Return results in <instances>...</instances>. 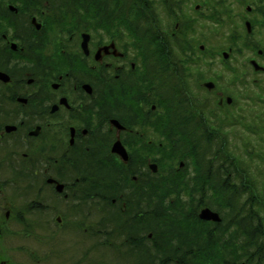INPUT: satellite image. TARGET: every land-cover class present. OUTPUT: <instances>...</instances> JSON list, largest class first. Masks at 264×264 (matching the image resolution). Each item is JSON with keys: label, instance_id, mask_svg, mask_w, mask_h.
Here are the masks:
<instances>
[{"label": "flooded vegetation", "instance_id": "flooded-vegetation-1", "mask_svg": "<svg viewBox=\"0 0 264 264\" xmlns=\"http://www.w3.org/2000/svg\"><path fill=\"white\" fill-rule=\"evenodd\" d=\"M49 2L0 0V194L12 189L19 198L35 197L29 209L59 216L58 223L63 216L155 215L157 203L148 196L157 192L159 170L152 166H161L155 156L167 151L168 139L187 147L178 169L188 202L193 192L205 202L207 189L237 186L236 159L228 171L215 145L226 137L237 151L241 104L253 103L255 118L262 108L264 128V50L250 49L264 45V0H232L227 13L204 0L156 4L151 38L140 21L133 32L108 16L103 41L85 14ZM222 39L226 50H206ZM174 42L185 51L176 52ZM241 43L249 46L247 70L238 68L246 53L238 54ZM252 118L246 122L261 138ZM207 138L215 139L210 146ZM22 205L6 210V218L28 215ZM205 208L221 221L200 219ZM3 210L0 203V216ZM197 217L220 235L227 229L215 208L200 207Z\"/></svg>", "mask_w": 264, "mask_h": 264}, {"label": "trees", "instance_id": "trees-1", "mask_svg": "<svg viewBox=\"0 0 264 264\" xmlns=\"http://www.w3.org/2000/svg\"><path fill=\"white\" fill-rule=\"evenodd\" d=\"M66 1L68 0L58 2L51 0L49 3L62 5L63 8L66 4L70 5L68 11L70 14L74 12H78L80 16L81 13L92 14L95 35L100 36L101 41L104 40L103 28L108 16L114 22L128 23L132 26V30L128 27L133 32L135 21H140L144 36L151 38L156 4L166 9L170 4L188 5L193 2V0H71L69 3ZM204 3L207 6L220 5L226 13L230 12L233 6L232 0H204ZM107 4L114 6L110 13L105 11ZM56 11L67 13L64 9ZM260 12H264L263 8ZM150 45L149 42L148 44L143 42L144 48ZM247 46L245 43L239 44L238 54L244 55ZM186 47L183 43L174 42L176 52L185 51ZM227 47V43L213 42L206 50L220 52ZM258 48L264 50V45L250 46L252 50ZM238 108L239 112L242 110L238 131L241 128L242 133L255 135L256 141L247 135L250 139L247 142L244 140L245 135L239 134L236 152L233 151L234 145L233 150L231 149L230 141L226 137L218 139L215 145L217 152L223 155L224 165L227 166L228 163V171L234 167L232 158L236 159L237 186L207 189L211 192V195L207 194L211 202H201L199 196L193 192L190 196L192 201L188 202L185 199L187 189L181 184L185 179L183 170L174 168V165L179 164L184 158L187 147L181 139H168L164 144L167 151L160 157L161 165H168L167 173L157 175L159 182L157 192L153 196L152 194L148 196L149 201L153 197L157 203V212L153 216H104L100 231L102 235H99V239L103 240L102 246L107 245L120 251L127 248L128 260H135L138 264H264V178L255 177L256 173L260 176L264 173L254 166L257 162H264V136H260L261 138L256 136V132L254 134L246 122L253 117L256 131L264 135V128L259 126L261 125L259 121L263 119L262 108L256 107L258 113L255 115L260 114V118L254 117L251 102L250 105L241 104ZM214 140L207 138V145L210 146ZM197 155L199 156V153ZM108 177L110 182L112 175ZM173 182L177 185H167ZM198 190L199 188L196 189ZM95 204L97 207L103 206L102 202L96 201ZM203 206L215 208L223 214V227L227 229H223L221 235L214 229L210 230L208 224L198 219L197 214ZM229 219L233 220V228L231 224L230 227H226ZM106 224L114 226L111 233L106 232L107 235L104 233ZM148 230L152 238L144 237L143 233ZM114 237L116 240L125 238V241H113ZM139 248H143L141 253H137ZM116 252L118 254L115 252L114 254L119 257V251Z\"/></svg>", "mask_w": 264, "mask_h": 264}, {"label": "rangeland", "instance_id": "rangeland-1", "mask_svg": "<svg viewBox=\"0 0 264 264\" xmlns=\"http://www.w3.org/2000/svg\"><path fill=\"white\" fill-rule=\"evenodd\" d=\"M83 18H90L87 14ZM93 21V19H91ZM98 39V38H97ZM221 43H227L225 39ZM211 48V47H210ZM212 49V48H211ZM245 57L238 60V68L247 70L243 67ZM245 139L249 142V137L256 141L254 135L242 133ZM264 135L262 134L261 137ZM160 142H163L160 139ZM256 145V144H255ZM155 159L160 160V156H155ZM258 170H263L264 162L254 164ZM163 167V168H162ZM168 165L159 167V173H167ZM178 169V164L174 165ZM170 172V170H168ZM256 172V171H255ZM256 178L263 179V176L255 174ZM35 200L31 198H19L17 192L9 189L6 194H0V203L3 204L5 210L0 216V224L2 225V233L0 234V261L4 264H138L135 260H128L127 248L122 251L113 249L107 245L102 246L103 240L99 239L102 233V224L104 216H63L64 222H57L59 216H39V212L29 209V201ZM52 199V198H50ZM39 200V199H36ZM23 206L24 210L29 212L26 216H15L14 206ZM13 210L8 219L5 216L6 210ZM106 217L113 216L107 215ZM153 216L148 214L147 216ZM44 220H49L50 224L57 225L54 227L46 226ZM76 223L79 230L70 225ZM64 223V224H63ZM60 226V227H58ZM62 227V228H61ZM111 225L105 227L106 232L111 233L113 230ZM89 230V231H87ZM79 231V232H78ZM144 237L150 238L152 235L150 230L143 233ZM113 241L124 242L125 238ZM111 251H110V250ZM143 248H139L137 253H141ZM119 251V257L114 254Z\"/></svg>", "mask_w": 264, "mask_h": 264}, {"label": "water", "instance_id": "water-1", "mask_svg": "<svg viewBox=\"0 0 264 264\" xmlns=\"http://www.w3.org/2000/svg\"><path fill=\"white\" fill-rule=\"evenodd\" d=\"M84 38H86V39H84V44H87L88 43V39H89V35H84ZM252 64L253 65H255L256 64V66L258 65L256 62H252ZM258 68V67H257ZM256 68V69H257ZM116 152L117 153H119V154H122L123 156H125L126 154V152H125V150H124V148H123V151H121V149H119V148H116ZM125 157H127V155L125 156ZM152 169L155 171V172H157V170H158V167L156 166V165H153L152 166ZM200 218L202 219V220H206V221H215V222H220L221 221V217H220V215H219V213H217V212H215V211H213V210H211L210 208H205V209H203L202 211H201V213H200Z\"/></svg>", "mask_w": 264, "mask_h": 264}]
</instances>
